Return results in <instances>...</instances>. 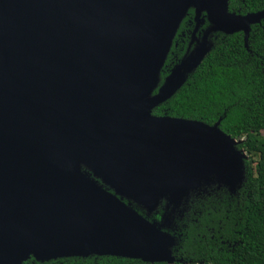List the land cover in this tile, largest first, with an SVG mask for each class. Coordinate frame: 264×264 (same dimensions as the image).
Returning a JSON list of instances; mask_svg holds the SVG:
<instances>
[{
	"label": "water",
	"instance_id": "1",
	"mask_svg": "<svg viewBox=\"0 0 264 264\" xmlns=\"http://www.w3.org/2000/svg\"><path fill=\"white\" fill-rule=\"evenodd\" d=\"M189 7L194 31L203 11L211 31L241 32L243 46L264 18L229 14L224 0H0V264H170L172 237L117 196L150 213L200 184L239 182L243 155L217 123L149 114L207 51L210 30L150 96Z\"/></svg>",
	"mask_w": 264,
	"mask_h": 264
},
{
	"label": "trees",
	"instance_id": "2",
	"mask_svg": "<svg viewBox=\"0 0 264 264\" xmlns=\"http://www.w3.org/2000/svg\"><path fill=\"white\" fill-rule=\"evenodd\" d=\"M226 12L244 16L264 10V0H224ZM193 8L179 20L156 77L154 95L170 71L212 28L203 11L194 31ZM193 33V38L191 33ZM207 51L167 99L149 110L153 117L200 122L235 141L241 175L229 190L200 184L175 205L160 199L150 213L133 199L117 198L141 218L173 239L170 264H264V18L249 25L246 46L242 33L209 31ZM106 189L101 179L91 177ZM109 193L111 190L106 189ZM21 264H167L139 259L88 255Z\"/></svg>",
	"mask_w": 264,
	"mask_h": 264
}]
</instances>
